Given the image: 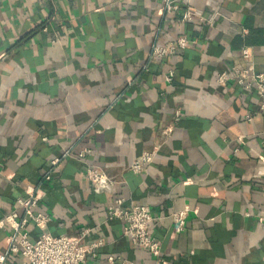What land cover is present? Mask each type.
Returning <instances> with one entry per match:
<instances>
[{
    "label": "crops",
    "instance_id": "crops-1",
    "mask_svg": "<svg viewBox=\"0 0 264 264\" xmlns=\"http://www.w3.org/2000/svg\"><path fill=\"white\" fill-rule=\"evenodd\" d=\"M172 1L168 13L163 0H0V221L22 218L17 201L41 189L32 213L49 222L28 221L30 242L84 234L104 243L90 264H155L108 220L121 200L150 210L160 264H264V114L247 122L257 97L216 83L233 68L264 74V0ZM187 10L195 16L182 22ZM181 37L187 48L151 57ZM85 166L114 187L94 192ZM184 209L175 234L168 216ZM11 233L0 227V254Z\"/></svg>",
    "mask_w": 264,
    "mask_h": 264
},
{
    "label": "built area",
    "instance_id": "built-area-1",
    "mask_svg": "<svg viewBox=\"0 0 264 264\" xmlns=\"http://www.w3.org/2000/svg\"><path fill=\"white\" fill-rule=\"evenodd\" d=\"M163 3L165 12L177 11L172 0H163ZM193 16L195 14L187 10L181 15V21L188 22ZM188 45L189 42L181 37L170 44L152 46L150 55L157 59L164 58L184 50ZM250 57L249 50L244 49L242 58L248 61ZM172 76V73L169 72L166 82H171ZM216 83L221 86L232 83L244 91L252 92L257 97L259 102L258 113L246 115L245 120L247 122H251L257 114H264V74L256 73L252 66H247L245 69L233 68L228 74L218 75ZM89 154V150H81L75 159L78 162H83ZM154 157L153 152L140 155L131 163L130 171L134 174H142L146 167L152 163ZM57 162L53 161L51 165L55 166ZM84 175L96 193L110 191L114 187L113 181L94 167L85 166ZM41 181L42 183L50 181L48 173L42 176ZM43 196L41 189H31L26 199L17 201V206L23 210L24 216L18 218L16 213H11L0 221V227L8 225L12 229V233L6 240L5 252L0 254V264H13L10 259L15 257L21 258L20 264H90V261L97 258V251L104 245L101 240L85 243L84 234L80 237H54L43 232L34 242L29 241L26 233L28 221L34 222L41 230H45L46 224L49 222L48 216L32 213ZM121 206V200H115L109 205L107 208L108 220L121 221L123 223V237L135 248L149 254L154 259L155 264H160V245L149 230L153 221L150 210L143 206L123 210ZM187 215L188 210L184 209L168 216L175 234L184 231ZM105 264L142 263L126 261L118 257H108Z\"/></svg>",
    "mask_w": 264,
    "mask_h": 264
}]
</instances>
